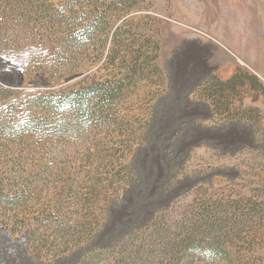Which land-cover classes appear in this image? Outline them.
<instances>
[{"label": "rangeland", "instance_id": "374dc122", "mask_svg": "<svg viewBox=\"0 0 264 264\" xmlns=\"http://www.w3.org/2000/svg\"><path fill=\"white\" fill-rule=\"evenodd\" d=\"M0 233L12 264H264V0H0Z\"/></svg>", "mask_w": 264, "mask_h": 264}, {"label": "trees", "instance_id": "16d2710c", "mask_svg": "<svg viewBox=\"0 0 264 264\" xmlns=\"http://www.w3.org/2000/svg\"><path fill=\"white\" fill-rule=\"evenodd\" d=\"M171 78H172V80H174V78L171 76ZM171 83L173 84V81H171ZM80 98H79V96L77 95V96H74L73 98H71V99H69V101H66L67 102V104H69V103H73V104H75L76 105V107H77V111H80V102H75L74 100H79ZM65 106V105H64ZM177 123H178V121L177 120H174V124H173V127L175 128V127H177ZM132 195H134V196H136L137 197V195L139 194V193H137V192H132L131 193ZM127 195H129V193H127ZM126 196V195H125ZM139 198H140V200H138L139 201V203L137 202V204H135L136 205V207H131V209L133 210H136L137 211V208H138V210L140 211V209H142L144 206H143V203H145L146 202V200H144L143 199V195H140L139 196ZM142 201V202H141ZM142 205V206H141ZM8 241H7V239L0 233V264H12V259L11 258H9L8 257V255H6V254H4V253H6L7 251H8ZM19 248H21V247H19L18 246V249ZM17 249V250H18ZM17 259H20V256L18 255V257H17Z\"/></svg>", "mask_w": 264, "mask_h": 264}, {"label": "water", "instance_id": "95a60500", "mask_svg": "<svg viewBox=\"0 0 264 264\" xmlns=\"http://www.w3.org/2000/svg\"><path fill=\"white\" fill-rule=\"evenodd\" d=\"M22 80V79H21ZM21 84V81L17 82V83H13V85H10L11 88H13L14 86L16 85H20Z\"/></svg>", "mask_w": 264, "mask_h": 264}, {"label": "flooded vegetation", "instance_id": "af4514ba", "mask_svg": "<svg viewBox=\"0 0 264 264\" xmlns=\"http://www.w3.org/2000/svg\"><path fill=\"white\" fill-rule=\"evenodd\" d=\"M126 197H128V198H129V195H126ZM129 205H133V203H129Z\"/></svg>", "mask_w": 264, "mask_h": 264}]
</instances>
